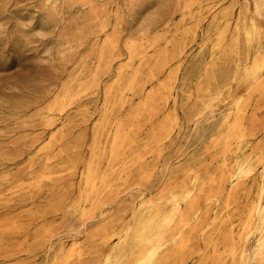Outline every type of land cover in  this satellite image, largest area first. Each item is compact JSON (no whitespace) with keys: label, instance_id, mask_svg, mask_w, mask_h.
Here are the masks:
<instances>
[{"label":"rangeland","instance_id":"obj_1","mask_svg":"<svg viewBox=\"0 0 264 264\" xmlns=\"http://www.w3.org/2000/svg\"><path fill=\"white\" fill-rule=\"evenodd\" d=\"M256 2L0 0V264H131L190 188L160 264H264V88L243 83L264 61ZM234 121L244 138L225 140Z\"/></svg>","mask_w":264,"mask_h":264},{"label":"bare ground","instance_id":"obj_2","mask_svg":"<svg viewBox=\"0 0 264 264\" xmlns=\"http://www.w3.org/2000/svg\"><path fill=\"white\" fill-rule=\"evenodd\" d=\"M256 11L261 14L264 11V0H257L256 2ZM237 11V10H236ZM257 15V14H256ZM247 38H249V34H247ZM226 75V74H225ZM244 85L246 86V90H250V89H259V88H264V61L263 58L261 57L260 54L255 55L251 61L249 62V65L245 68V73H244V80H243ZM257 91V90H256ZM263 91V90H262ZM255 94V93H254ZM241 101L238 100L236 101V105L238 106L239 103ZM60 106V105H59ZM61 107V106H60ZM240 109V108H239ZM236 110H238L236 108ZM103 120V119H102ZM240 120V118H239ZM119 124V123H118ZM129 126V125H128ZM131 126V125H130ZM164 127V126H163ZM253 127V126H252ZM130 128V127H129ZM163 129V128H162ZM242 129V124L239 121H234V122H230V124L228 125L226 134L224 139L225 140H231V139H237L240 140L241 138H244L243 133L244 131L241 130ZM116 130V129H115ZM168 130L169 127H168ZM252 130V129H251ZM256 131V129H255ZM128 132V131H127ZM122 133V132H121ZM120 131L117 129L116 132H114L113 134H115L113 137V145L117 144L118 142L120 143V140H124V136L125 134H121ZM248 133V132H247ZM128 134V133H127ZM126 134V135H127ZM249 134V133H248ZM246 134V135H248ZM62 135V134H61ZM126 137V136H125ZM19 139V138H18ZM118 143V144H119ZM117 144V145H118ZM112 153V152H111ZM116 153V152H115ZM61 154V153H60ZM123 154V153H122ZM114 156L116 157V155L114 154ZM118 156V155H117ZM122 158V156H121ZM49 159V158H48ZM243 164V163H242ZM85 166V165H84ZM86 169V173H85V180H84V184H86L89 188H90V194H92L95 191L96 188V176H95V171L93 170L92 164L91 163H87V168ZM246 171H249V169H245ZM148 174V173H147ZM67 175V174H66ZM223 176V175H222ZM148 177V175H147ZM224 178V177H223ZM105 179V178H103ZM221 179H218L217 183H220ZM224 180V179H223ZM223 180H221V182H223ZM104 184V183H102ZM105 186V185H104ZM217 186V185H216ZM220 186V184H219ZM218 186V187H219ZM108 187V186H107ZM217 187V188H218ZM77 188V187H76ZM105 188V187H104ZM201 188V187H200ZM221 188V187H220ZM232 188V187H230ZM229 188V190H231ZM108 189V188H107ZM159 189V188H158ZM78 190V189H77ZM200 190V189H199ZM79 192V191H78ZM192 192L193 189H184L181 192H174V191H170L169 195H168V202L171 204V212L169 215H166L164 217L161 218V220L159 219L160 216L158 214V212H155L153 215H151V220L150 223L147 225V227H145L141 232L138 233L137 235V239H138V243L139 245H149V247L147 248L146 251H141L139 250L137 257L135 259V261L131 264H160L162 262H164L165 260H167V258L169 257L168 255H162V256H158L160 250L162 249V247L165 244L166 241V235L163 233V230H166V228H168L175 220L177 221V223L182 224L185 222V220L188 217V213L186 211H184V208L182 207V203L185 201H188L190 199V197L192 196ZM199 192V191H197ZM195 194V192H194ZM193 194V195H194ZM95 195V194H94ZM198 195V194H197ZM79 197V196H78ZM95 197V196H94ZM165 197V196H164ZM87 198V196H86ZM79 199V198H78ZM82 199V198H81ZM85 199V198H84ZM150 199V198H149ZM194 199V198H193ZM197 199V198H196ZM79 201V200H78ZM77 201V202H78ZM88 201V200H87ZM93 201V199H92ZM91 201V202H92ZM195 201V200H193ZM80 202V201H79ZM151 201L149 200L148 203H150ZM211 202V201H210ZM84 203V202H83ZM94 203V202H93ZM189 204V203H188ZM83 205V204H82ZM143 205V203H142ZM141 205V206H142ZM187 205V204H186ZM190 206V204H189ZM188 206V207H189ZM258 208V207H257ZM255 207V209H257ZM88 209V208H87ZM90 209V208H89ZM222 210V209H221ZM84 211V210H83ZM87 211V210H86ZM257 212V210H256ZM82 214V212H80ZM87 213V212H86ZM254 213V212H253ZM80 214V215H81ZM260 217V225H259V229L260 231L264 232V212H259ZM83 215V214H82ZM95 216V215H94ZM86 217V216H84ZM75 219V218H74ZM82 220V219H81ZM94 220V219H93ZM160 220V221H157ZM83 221V220H82ZM230 224V223H229ZM14 225V224H13ZM245 228L248 227V224L246 223L244 225ZM44 228V227H43ZM47 228V226H46ZM160 229L159 232H157L152 238L148 237V232H150L153 229ZM12 229V228H11ZM42 229V227H41ZM49 229V228H48ZM174 230V228H173ZM11 231V230H10ZM35 232V231H34ZM100 232V231H98ZM102 232V231H101ZM190 233V231H189ZM47 231L46 229H42L39 230L37 235H36V241L39 240H43L47 237ZM34 235V234H33ZM35 237V236H33ZM126 237V235H125ZM124 237V238H125ZM262 237V235H261ZM93 238V237H91ZM32 239V238H31ZM49 240V239H48ZM179 240V238H178ZM47 242V241H46ZM184 242V241H183ZM49 243V242H48ZM179 245V244H178ZM177 246V245H176ZM185 246V245H184ZM232 246V245H231ZM221 248V247H220ZM182 250V249H181ZM184 250V249H183ZM180 251V247L177 248L174 253H178ZM231 251V250H229ZM68 253V252H67ZM232 253V252H231ZM256 256L259 258L260 261L264 260V235L263 238L260 240V242L258 243V248L256 251ZM124 255V254H123ZM6 256V255H5ZM71 257V256H70ZM72 258V257H71ZM127 259V258H126ZM124 264V263H123ZM172 264V263H171ZM179 264V261H178Z\"/></svg>","mask_w":264,"mask_h":264}]
</instances>
